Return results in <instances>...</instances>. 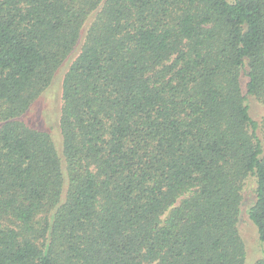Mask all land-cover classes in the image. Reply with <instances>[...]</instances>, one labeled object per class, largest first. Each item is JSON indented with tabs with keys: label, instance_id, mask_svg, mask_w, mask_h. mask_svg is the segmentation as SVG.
Masks as SVG:
<instances>
[{
	"label": "trees",
	"instance_id": "16d2710c",
	"mask_svg": "<svg viewBox=\"0 0 264 264\" xmlns=\"http://www.w3.org/2000/svg\"><path fill=\"white\" fill-rule=\"evenodd\" d=\"M59 75L57 142L26 118ZM254 98L264 0H0V264H250Z\"/></svg>",
	"mask_w": 264,
	"mask_h": 264
},
{
	"label": "rangeland",
	"instance_id": "374dc122",
	"mask_svg": "<svg viewBox=\"0 0 264 264\" xmlns=\"http://www.w3.org/2000/svg\"><path fill=\"white\" fill-rule=\"evenodd\" d=\"M60 76L47 92L41 97L39 103L33 112H31L26 120L32 124L39 125L42 128L48 129L54 136V139L58 142L60 140V134L58 131L57 121V109L60 100ZM250 111L254 118L261 119L264 117V103L258 102L255 98L250 103ZM255 184L251 181L246 187L245 198L242 207V213L240 218L239 227L242 235L246 241L248 263H254L256 259L262 256L264 251V244L258 239V233L255 225L250 220L248 215V208L252 205L255 198L254 193Z\"/></svg>",
	"mask_w": 264,
	"mask_h": 264
}]
</instances>
